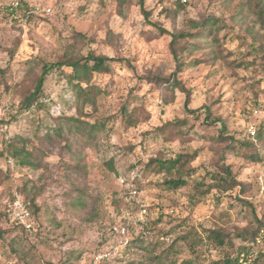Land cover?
Returning a JSON list of instances; mask_svg holds the SVG:
<instances>
[{
    "label": "rangeland",
    "instance_id": "1",
    "mask_svg": "<svg viewBox=\"0 0 264 264\" xmlns=\"http://www.w3.org/2000/svg\"><path fill=\"white\" fill-rule=\"evenodd\" d=\"M22 2L0 0V264H87L96 252L107 254L105 264L235 258L244 244L237 230L256 225L253 211L264 223V146L256 159L241 144L229 147L231 137H247L249 108L258 110L252 121L264 119V0L259 7L254 0H144L148 17L140 0ZM211 16L219 19L226 57L204 59L214 42L193 39L191 52L181 48L184 65L177 71L187 91L172 95L155 80L177 69L171 35L151 23L191 32L193 20ZM90 50L129 60L93 74L96 108L79 109L80 84L70 80L69 67L54 69L39 103L23 108L43 63ZM188 97L193 111L185 106ZM125 110L139 121L130 124ZM72 116L86 128L73 125ZM179 119L186 122L184 134L166 141L157 128ZM10 140H20L35 164L9 155ZM195 152V172L177 189L165 183L175 172L148 167L152 158ZM224 164L240 185L198 200V182L208 186L212 174L224 175ZM129 187L139 192L131 202ZM18 201L29 216L16 210ZM142 205L148 209L143 220ZM121 224L124 235L115 230ZM218 227L230 238L216 248L206 237ZM263 237L240 264H264Z\"/></svg>",
    "mask_w": 264,
    "mask_h": 264
},
{
    "label": "trees",
    "instance_id": "2",
    "mask_svg": "<svg viewBox=\"0 0 264 264\" xmlns=\"http://www.w3.org/2000/svg\"><path fill=\"white\" fill-rule=\"evenodd\" d=\"M21 2L23 0H20ZM127 0H121V3H124ZM256 2V6L258 3H261L262 0H254ZM26 10L28 9V4L23 3ZM141 8L146 17H148V12L145 10V3L144 0H140ZM260 14H263V10L259 11ZM151 23V22H149ZM154 25L161 33H169L171 35V49L173 56L177 62V69L173 74L169 76H161L156 75L155 80L157 81L160 86L166 91H169L172 95H174L175 90L178 89L182 92H186L185 86L182 84L181 80L178 78L177 71L182 69L184 62L180 58V50L182 47L186 48L188 52H191L196 42H192L193 39H206L207 37H211L212 41L214 42V47L210 49L206 55V60H216V59H225L226 55L223 54V50L219 45L218 40V31H219V19L214 17H206L202 20L196 21L193 20V29L195 31L191 32H170L164 29L161 25L157 23H151ZM81 39H85L86 36L84 34L78 33L77 35ZM191 39V40H190ZM203 59V60H204ZM123 62L129 61L126 58L120 57H110L104 54H96L93 50H90L87 56H82L80 58L75 57H62L55 62H47L43 63L42 71L37 74L36 80L34 82V86L32 90L28 92L24 96L22 101L23 108L30 109L35 104L39 103L40 96L43 93V87L47 76L56 68H63L69 67L72 69V73L70 74V80L75 81L79 85V98L82 99L81 106L79 109H82L84 106H91L96 108L97 105V95L99 91L94 85H91V79L95 72L103 73L109 72L111 69L112 62ZM202 61L201 59L195 60V63H199ZM82 83L86 84L84 87ZM168 95V92H167ZM189 97L186 100L185 106L189 111H193L189 108ZM82 111V110H81ZM126 111V110H125ZM126 119L130 124L137 123L138 116L130 111H126L125 114ZM73 125L77 126L79 129L86 128L84 122L72 116L69 118ZM1 123V122H0ZM186 125L184 120H177V121H170L165 123L164 125L157 128V131L160 135H162L166 141L173 140L175 137L184 134L185 129L183 128ZM257 133L253 137H245L242 139L243 141L236 140L234 137H231L232 142L229 147H236L237 145L241 144L246 147L248 150L252 151V155L248 156L251 159L259 158L260 154V144L264 146V119L258 122ZM96 126H93L95 129ZM58 133L62 130V127L55 128ZM8 152L9 155L13 157H19L21 163L34 165L35 162L30 159L31 152H29L26 147L20 144V140H10L8 142ZM29 157V158H28ZM197 158V153H180L175 158H171L169 160H162L160 158H152L151 163L148 164V167L154 166L153 168L157 171H161V169L167 168L170 171H173L177 174L176 177H173L169 180H166V184L170 186L172 189H177L183 187L187 184L186 176L194 173L195 168L192 166L193 161ZM154 164V165H152ZM221 169L224 175L218 176V174H212V180L209 182L208 186L205 181L198 182L197 184V194L195 195L198 200L205 198L211 190L216 189L219 192L228 191L240 185V182L236 179L233 175V171L231 170L230 166L224 164L221 166ZM147 170V169H146ZM219 177V178H217ZM202 188V189H201ZM244 203L249 204V202L243 200ZM250 205V204H249ZM253 215L256 221V225H252V223L239 228L237 230L236 236L243 241V245L239 247L238 254L235 258L231 256H227L224 258L223 262L216 261L212 264H240L244 257L253 254L254 249L252 246L258 244V238L262 235L264 236V223L257 217L256 213L253 211ZM208 235L206 239L208 242L213 244L216 248L224 246L223 238H230L229 234L221 227L215 229L207 230ZM186 238L187 236H181ZM264 238V237H263ZM137 242L140 241L141 244L144 243L143 239H136ZM154 240L152 239V242ZM155 241H158L155 240ZM149 264H165L164 261L158 260V256L154 257L152 262ZM171 264H178L175 261H172ZM180 264H193L192 261H183Z\"/></svg>",
    "mask_w": 264,
    "mask_h": 264
},
{
    "label": "built area",
    "instance_id": "3",
    "mask_svg": "<svg viewBox=\"0 0 264 264\" xmlns=\"http://www.w3.org/2000/svg\"><path fill=\"white\" fill-rule=\"evenodd\" d=\"M18 4L19 2H16V5ZM263 107H264V104H263ZM257 113H258V110L256 108H249L246 111L245 119H247V124L245 127V135L247 137H253L257 133V123L251 120V118L253 116H256ZM138 194L139 192L137 188L129 187L128 191L125 194V199L127 202H131L138 196ZM15 205H16V210L19 209L25 217L29 216V211L21 202L18 201L15 203ZM147 214H148V209L146 208V206L142 205L139 209L140 218L143 220ZM115 230L122 235L127 233V227L124 224L117 226ZM261 237L262 235L258 238V240H260ZM107 257H108L107 254L103 252H96L90 256L87 264H105Z\"/></svg>",
    "mask_w": 264,
    "mask_h": 264
}]
</instances>
